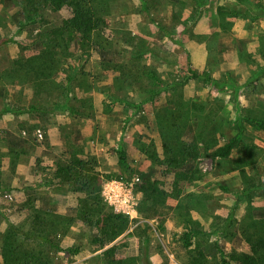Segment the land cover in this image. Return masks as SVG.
<instances>
[{"label":"rangeland","instance_id":"374dc122","mask_svg":"<svg viewBox=\"0 0 264 264\" xmlns=\"http://www.w3.org/2000/svg\"><path fill=\"white\" fill-rule=\"evenodd\" d=\"M100 1L95 42H112L114 63L97 42L58 38L68 9L0 0V264H15L2 250L12 226L81 248L19 236L46 264H220L218 246L250 252L264 217V127L252 122L264 119V0ZM135 43L164 82L156 98L130 61ZM189 68L214 82H186ZM242 129L229 159L214 156ZM74 155H91L102 175L92 222L85 193L56 173ZM33 207L58 222L39 225ZM109 215L124 229L102 247Z\"/></svg>","mask_w":264,"mask_h":264},{"label":"trees","instance_id":"16d2710c","mask_svg":"<svg viewBox=\"0 0 264 264\" xmlns=\"http://www.w3.org/2000/svg\"><path fill=\"white\" fill-rule=\"evenodd\" d=\"M27 2L36 7L40 4L47 5L56 11H60L64 8L68 9L71 15L63 21V25L59 30H56L58 33V38L62 41V37L70 32L74 35L73 38L77 37L78 41L86 44L89 42H95L96 36L100 32L104 33V28L101 26V17L99 13H102L106 8L102 5L100 0H27ZM31 20V17H26ZM28 22V21H27ZM113 37V36H112ZM130 39H140L136 36L129 35ZM112 40V39H111ZM113 41V40H112ZM143 43V40H140ZM97 42L98 50H101V54L104 60L107 63H114L113 58L115 53L112 51V42L106 40V44ZM95 42V43H96ZM129 42V41H128ZM137 45H129V55L132 61L133 66L139 68V76L145 78L148 82L149 87L147 88V93L152 97L156 98L158 91L157 87H162L164 82L159 77L158 73L152 69L146 67L145 64H141L140 60L143 57V52L139 43ZM61 47L62 44L58 41L55 47ZM124 50L118 52V55L122 56ZM123 78L125 80L130 79V73L124 72ZM70 80V79H69ZM189 80H203L206 85L211 84L214 80L210 77L209 73L206 71L199 72L196 69L189 68V75L186 77V82ZM30 110H37L34 106ZM252 122L259 127H264V119L253 118ZM253 123V124H254ZM243 129L239 135L230 139V141L224 146H218L214 151V156L221 159H229L233 152L236 149L237 142L242 141ZM253 147H247V155L253 154ZM119 154L121 163H126L127 155L123 150L116 151ZM70 161L64 162L58 165L56 170L57 176L65 179L67 183L74 184L76 189L85 193L84 199L79 200V205H82V209L85 212L84 217L87 222H92V217L94 211H91L92 208H101L103 207L102 200L100 198L99 185L101 183L102 175L97 172V161L95 158L88 155L85 159H82L80 156H70ZM110 178V177H109ZM85 190V191H84ZM85 209H88L87 212ZM53 215L47 211L41 213L33 207V210L30 212V217L33 218V221L42 226H48L49 224L57 223L58 220H54ZM41 217H44L40 221ZM118 219H122L120 216H102V233L106 235V239L97 238L100 246L104 247L108 242L114 240L117 236L123 232L124 227L122 225H117ZM257 226L256 228L260 236L256 240L251 242L250 252H234L227 254V252L221 248L217 247V251L220 258V264H264V217L255 219ZM40 221V222H39ZM37 229H31L30 231L24 229H14V226L10 229L8 233L5 234L4 243H3V253L7 258V262L14 260L15 264H31L27 263L29 260H34L32 264H46L45 258L42 257V254H36L34 250L26 251L22 246H20L21 240H32L38 239L54 251L65 252L66 254L78 255L81 253V248L79 246H73L68 248H63L59 244H56L54 240L50 237V233L47 232V228H44L42 231L37 233ZM194 231L187 229L185 231V246L190 247L192 245V237ZM108 264V263H107ZM112 264V263H111ZM121 264V263H120Z\"/></svg>","mask_w":264,"mask_h":264}]
</instances>
